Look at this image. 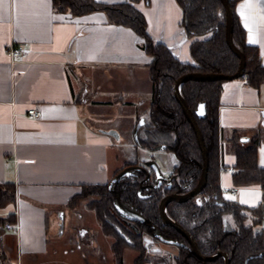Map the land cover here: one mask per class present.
Returning <instances> with one entry per match:
<instances>
[{"label":"crops","instance_id":"1","mask_svg":"<svg viewBox=\"0 0 264 264\" xmlns=\"http://www.w3.org/2000/svg\"><path fill=\"white\" fill-rule=\"evenodd\" d=\"M136 7L155 42L181 61L194 62L193 38L182 26L176 0H140ZM234 10L246 42L257 47L264 64V0H234ZM141 44L131 28L109 22L103 11L75 16L56 11L52 0H0V185L13 186L12 200L0 204V218L7 220L4 225L18 226L17 232L0 228V264H111L104 261L111 254L96 253L94 226L72 223L71 215L82 217L90 209L84 206L79 212L72 202L84 187L109 183L126 165L140 163L120 154L121 149L133 150L132 144L139 146L100 107L120 111L122 103L143 97L150 104L151 57ZM9 45L26 54L9 57ZM31 107L41 116L27 115ZM139 116L134 114V121ZM217 121L222 196L255 207L262 190L257 184L235 183L230 139L237 136L248 143L257 137V162L264 167V83L253 87L243 76L224 80ZM225 216L232 221L228 229L234 228L229 214L223 216L225 227ZM3 245H14V250L6 253Z\"/></svg>","mask_w":264,"mask_h":264},{"label":"trees","instance_id":"2","mask_svg":"<svg viewBox=\"0 0 264 264\" xmlns=\"http://www.w3.org/2000/svg\"><path fill=\"white\" fill-rule=\"evenodd\" d=\"M139 1L106 4L97 0H52V3L56 11L69 12L75 16L103 11L109 22L131 28L142 39L141 46L151 57L147 68L152 88L148 121L144 120L142 125L145 126L144 135H138L140 126L135 143L148 150L164 145L165 150L171 151L177 159L173 170L179 183H187V191L196 185L201 175L203 158L196 134L174 96L173 85L179 76L187 72L235 73L239 59L226 43V17L220 0H176L183 12L182 26L188 37L193 38L190 43L193 63L181 61L165 44L155 42L149 36L145 17L136 7ZM229 4L233 14V42L245 54L243 77L249 85L258 87L264 83V64L257 47L246 42L245 31L234 10V0H229ZM223 81L187 80L181 85V94L192 111L199 102H205V117H196V121L208 155L207 177L204 188L195 197L184 202H170L166 211L169 217L192 235L203 255L222 251L227 254L229 264H264V167L257 162V137L247 143L232 136L230 151L236 158L235 183L259 185L263 194L261 202L255 207L241 205L225 199L219 187L217 110ZM137 173L140 176V171ZM137 188L138 179L135 178L125 185L121 198L146 218L142 223L127 220L117 214L113 207L114 194L109 190L108 183L88 185L84 190L86 195L99 196L94 208L98 218L102 219L103 227L110 226L127 245L133 246L139 253L143 250L141 237L158 229L164 237L181 242L175 257L176 264H225L222 256L203 263L191 252V246L184 236L161 222L158 204L166 191L156 189L142 199L137 194ZM176 188L179 189L178 184L173 185L172 190ZM12 196V184L0 185L1 205L12 200ZM80 196L84 197L85 194ZM200 196L202 199L199 201L197 198ZM226 214L232 217L234 228L225 227L223 216ZM5 221L0 218V228ZM258 225L262 226L260 230L256 229ZM114 251L119 257V251ZM139 260L140 255L137 258Z\"/></svg>","mask_w":264,"mask_h":264},{"label":"rangeland","instance_id":"3","mask_svg":"<svg viewBox=\"0 0 264 264\" xmlns=\"http://www.w3.org/2000/svg\"><path fill=\"white\" fill-rule=\"evenodd\" d=\"M116 84L118 85L119 83L116 82ZM143 98L137 103H122L118 109L120 111L115 110L111 105L105 108L100 107L101 109H104L103 115L112 117V125L115 128H119V130L123 132V136L131 143H134L135 141L133 128L135 124L142 118H145L144 120L148 121L149 104L147 103L148 101H144ZM134 114L140 115L137 121H134ZM124 127L125 130L122 129ZM144 130L145 126H142L138 131L140 137L144 135ZM132 146L133 150L131 148L120 150V154L126 155L128 160H138V162L143 163L145 158H148V160L153 159L161 169V172L166 175L169 174L177 164V159L169 150H147L141 147H136L134 144H132ZM84 194V197L80 196L79 198L74 199L72 204L80 207L78 209L79 212L84 210V206L87 207V210L90 209V211H87L82 217L76 216V214L71 215L72 223L74 226L77 224L80 226H83L84 224L94 226L91 231L98 244L96 247V253L102 255L111 254L110 257H105V262H110L111 264H176L175 257L179 253L177 245L158 241L154 239L151 234L146 233L141 237L143 250L139 253V251L133 246L127 245L124 239L120 238L110 226L107 225L103 227L102 219L98 218L97 210L94 208L95 203H97L96 201L99 200V196H96L95 194L86 195L85 190L83 191V195ZM201 197L202 196L197 199L200 201V199H202ZM197 199L195 200L197 201ZM91 210L94 211V213ZM224 219L226 227L229 228V223L232 221L228 216H225ZM247 222L249 221L247 220ZM6 230L11 231L8 229ZM8 246L10 245H3L1 249L6 253H11L12 248L14 250V245L12 247ZM114 249L119 251V257L116 256ZM139 255L140 260L137 261Z\"/></svg>","mask_w":264,"mask_h":264},{"label":"water","instance_id":"4","mask_svg":"<svg viewBox=\"0 0 264 264\" xmlns=\"http://www.w3.org/2000/svg\"><path fill=\"white\" fill-rule=\"evenodd\" d=\"M224 11H225V39L228 47L231 49V51L238 57L239 64L238 68L235 73L232 74H224V73H216V72H187L179 76L174 85H173V93L176 98V100L180 103L183 113L186 116V119L191 124L196 137L198 141V145L200 148V151L202 153L203 158V166L201 170V175L196 183V185L189 190L186 193H169L164 195L158 204V215L161 220V222L164 225H169L173 227L175 230H177L182 236H184L189 245L191 246V252L199 258L203 263L207 261L214 260L215 258L222 256L225 264H229V258L225 252L218 251L214 253L213 255H203L201 251L199 250L197 242L194 240L192 235L177 221L173 220L166 211V206L171 201L176 202H184L191 197L197 195L205 186L206 184V177H207V168H208V155L207 150L204 145L203 136L201 133V130L197 124L196 117L202 118L205 117L206 109H205V102L201 101L197 104V107L194 111L191 110V108L186 103L185 99L183 98L181 94V85L183 82L187 80H199V81H205V80H231L235 78L242 77L244 74V68H245V54L243 50L239 49L233 42L232 38V27H233V14L232 9L229 4V0H220ZM144 124V119H140L134 129V136L135 139L137 137V130L140 126ZM108 133L118 137V134L115 130H110ZM245 139V138H244ZM164 145L157 146L156 149H164ZM149 167L152 169V171L155 174V184L154 187H159L163 181L170 183V179L164 175L161 172V169L157 165L156 161L153 159H149L145 161L144 165H129L125 168H123L120 172H118L109 182V186L112 185L114 182L118 181L122 176H129L133 170H146V167ZM149 175H147L146 178H148ZM141 190V187L139 188V191ZM141 197H146V195H142ZM114 207L116 211L124 218L131 220V221H138V222H144L146 221V218L139 213L135 208L130 207L123 203L119 197H117L114 200ZM154 236L161 239V241L165 243L175 244V245H181V243L177 240L170 239V238H164L162 237L160 231L157 229L154 233Z\"/></svg>","mask_w":264,"mask_h":264},{"label":"flooded vegetation","instance_id":"5","mask_svg":"<svg viewBox=\"0 0 264 264\" xmlns=\"http://www.w3.org/2000/svg\"><path fill=\"white\" fill-rule=\"evenodd\" d=\"M155 150V149H154ZM162 150H165V149H162ZM144 163H145V161H143V163H133L132 165H135V164H137V165H144ZM127 166H129V165H126L125 167H127ZM125 167H123V168H125ZM146 167V170H133L132 172H131V174L129 175V176H122L118 181H116V182H114L112 185H110L109 186V183H108V188H109V190H111L112 191V193L114 194V200L117 198V197H119L120 198V200L122 201V198H121V191H123V189L125 188V185L126 184H128L130 181H132V180H134L135 178L136 179H138V188H137V194H138V196L140 197V198H146L147 196H149V195H151L152 194V191L153 190H156V189H160L161 191H166V193H164L163 194V196L164 195H166V194H169V193H186V192H188L189 190H191V189H188L187 191H186V189L188 188L186 185H187V183L185 184H182L181 182L179 183L178 181V177H177V174L174 172V170H172L169 174H165V173H163L164 175H166L169 179H170V183H167V182H165V181H163L162 183H161V185L159 186V187H154V184H155V174H154V172L152 171V169L151 168H149V167H147V166H145ZM122 168V169H123ZM121 169V170H122ZM121 170H119L118 172H120ZM140 171V176H138V173L137 172H139ZM117 172V173H118ZM117 173H115L114 175H113V177L117 174ZM147 175H149V177L148 178H146L147 177ZM112 177V178H113ZM175 184H178L179 185V189H177V190H172V187H173V185H175ZM141 187V190L139 191V188ZM184 187V188H183ZM167 191H169V192H167ZM142 195H146V197H141ZM196 196V195H195ZM195 196H193V197H195ZM193 197H191V198H193ZM190 198V199H191ZM189 200V199H188ZM187 201V200H186ZM123 202V201H122ZM171 202H176V201H171ZM124 203V202H123ZM170 203V202H169ZM113 204H114V202H113ZM126 204V203H125ZM126 205H128V204H126ZM128 206H130V207H133V206H131V205H128ZM113 207H114V205H113ZM133 208H135V207H133ZM114 209H115V207H114ZM136 209V208H135ZM137 210V209H136ZM115 211H116V209H115ZM138 211V210H137ZM117 212V211H116ZM139 212V211H138ZM140 213V212H139ZM117 214L118 215H120L118 212H117ZM121 216V215H120ZM122 217V216H121ZM122 218H124V217H122ZM126 219V218H125ZM128 220V219H127ZM131 221V220H130ZM135 222H138V221H135ZM142 223V222H141ZM156 230L157 229H155L153 232H151V236L154 238V239H156V240H158V241H161V239H159L158 237H156V236H154V233L156 232ZM121 233V232H120ZM162 235V234H161ZM162 237H164L163 235H162ZM164 238H166V237H164ZM171 239V238H170ZM178 241V240H177ZM163 242V241H162ZM180 242V241H179ZM181 243V242H180ZM180 245H177V247H179Z\"/></svg>","mask_w":264,"mask_h":264},{"label":"built area","instance_id":"6","mask_svg":"<svg viewBox=\"0 0 264 264\" xmlns=\"http://www.w3.org/2000/svg\"><path fill=\"white\" fill-rule=\"evenodd\" d=\"M6 53L9 57L11 58H16V57H21L23 55L26 54V51L21 48V47H17L15 45H9L7 48H6ZM246 80V79H245ZM27 115H29L30 117H33V118H38L41 116V112L38 108L36 107H31L27 110ZM227 171L228 172H232L233 169L232 168H227ZM238 190V187H232L230 190H229V193L231 195H234L236 193V191ZM5 228L8 229V230H13L15 232L18 231V226L17 224H13V223H6L5 224Z\"/></svg>","mask_w":264,"mask_h":264}]
</instances>
